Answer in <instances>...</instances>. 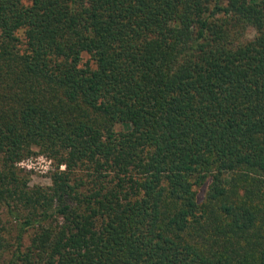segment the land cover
I'll list each match as a JSON object with an SVG mask.
<instances>
[{"label": "trees", "instance_id": "trees-1", "mask_svg": "<svg viewBox=\"0 0 264 264\" xmlns=\"http://www.w3.org/2000/svg\"><path fill=\"white\" fill-rule=\"evenodd\" d=\"M0 264H264V0H0Z\"/></svg>", "mask_w": 264, "mask_h": 264}, {"label": "rangeland", "instance_id": "rangeland-1", "mask_svg": "<svg viewBox=\"0 0 264 264\" xmlns=\"http://www.w3.org/2000/svg\"><path fill=\"white\" fill-rule=\"evenodd\" d=\"M255 31L251 29L249 36H253ZM89 54H84V59L87 60ZM19 166L30 176L32 185H50L52 182V173L55 170V163L43 154H36L25 158L19 163ZM208 185H204L199 189L198 198L202 202L206 195Z\"/></svg>", "mask_w": 264, "mask_h": 264}]
</instances>
